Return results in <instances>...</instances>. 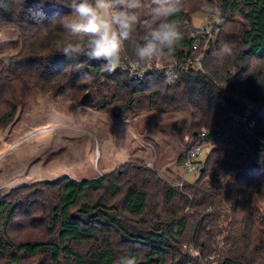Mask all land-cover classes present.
<instances>
[{"label":"trees","instance_id":"16d2710c","mask_svg":"<svg viewBox=\"0 0 264 264\" xmlns=\"http://www.w3.org/2000/svg\"><path fill=\"white\" fill-rule=\"evenodd\" d=\"M186 1L175 17L183 39L164 64L194 55L191 15L200 12L202 0L188 7ZM203 1L218 7L222 19L207 41L203 71L176 69L167 84L162 69L136 81L120 68L102 72L103 61H73L55 52L57 41L70 39L58 21L71 14L68 0H0V28L14 25L22 41L15 57L0 65V127L34 89L112 116L186 113L191 141L178 163L203 128L225 127L207 140L197 178L181 187L131 161L115 173L15 187L0 200V253L14 263L45 253L50 264H117L123 254L135 255L138 264H201L208 255L218 264H264V0ZM144 3L141 15L153 6ZM133 35L142 41L146 31L138 26ZM221 42L234 45L223 62L212 55ZM75 62L83 63L80 70ZM235 89L256 103L254 135L231 123L229 114L240 111L230 96ZM38 207L46 213L49 238L14 243L15 219Z\"/></svg>","mask_w":264,"mask_h":264},{"label":"rangeland","instance_id":"374dc122","mask_svg":"<svg viewBox=\"0 0 264 264\" xmlns=\"http://www.w3.org/2000/svg\"><path fill=\"white\" fill-rule=\"evenodd\" d=\"M193 1L187 0L184 5L190 6ZM199 4L200 12L191 15L194 29L206 24V14L216 15L215 9H219L203 0ZM214 21L210 26L217 31L222 19ZM21 47L18 28L11 24L2 26L0 65L8 63ZM187 122L188 116L182 112L146 110L135 115L112 116L56 97L49 91L34 89L17 107L12 119L0 127V200L17 186L63 176L80 180L115 173L129 161L145 167L146 163H152L148 168L171 184L182 177L192 182L198 172H185L177 162L190 143ZM210 146V142L201 146L199 160L205 158ZM169 170L177 177L174 174L169 177ZM45 217L39 207L18 216L11 228L14 243L47 240ZM218 247H222L220 238ZM60 262L64 264L62 259ZM0 264L50 263L45 253L21 256L16 263L0 253Z\"/></svg>","mask_w":264,"mask_h":264},{"label":"clouds","instance_id":"9594fccd","mask_svg":"<svg viewBox=\"0 0 264 264\" xmlns=\"http://www.w3.org/2000/svg\"><path fill=\"white\" fill-rule=\"evenodd\" d=\"M152 4L150 10L141 15L144 0H68L65 6L71 9V14L58 21L70 39L57 41L55 52L73 61L80 56L103 61L101 71L108 74L115 73L125 60L133 71L147 63L159 66L183 39L184 34L175 19L183 10V2L152 0ZM138 26L146 31L142 41H137L133 35ZM129 49L131 57L127 55ZM233 54L234 45L230 42H221L212 53L220 62ZM82 65L75 62L76 70ZM166 82H170V77ZM117 264H138V260L135 255L123 254Z\"/></svg>","mask_w":264,"mask_h":264},{"label":"built area","instance_id":"2783aa9c","mask_svg":"<svg viewBox=\"0 0 264 264\" xmlns=\"http://www.w3.org/2000/svg\"><path fill=\"white\" fill-rule=\"evenodd\" d=\"M219 14V9H215ZM213 15L212 13L206 14L205 17L207 19L206 24L200 28L194 29L191 33V38L193 39L192 50L194 51V55L192 57L187 58L182 63H170L164 64L161 62L159 66L153 63H147L141 65L138 70H131L129 68L127 60L122 61L121 66L119 67L122 71L126 72L130 78L141 81L144 76L149 71H155L162 69L165 77V81L167 77H170V82H166L167 84H171L176 77V69H184V70H195V71H203L202 60L206 51V45L208 39L212 38L214 30L210 26L212 23H215L214 20H218V14ZM214 17H218L215 19ZM221 18V17H220ZM205 39L207 41L205 42ZM232 100L239 105L240 111L238 113H230L229 118L231 119V123L234 127H243L245 134L248 136L254 135V127H255V109L256 103L250 100L247 96L240 93L238 89L233 90L230 93ZM225 127L223 125H215L211 128H203L199 132L198 139L196 141V145L190 149L187 153L185 159L182 161L181 166L185 172H191L197 170L198 164L197 160L201 154V146L204 143L210 142L207 141L210 138H214L218 136L221 131ZM191 141V140H190ZM193 141V140H192ZM147 167H152V163H146ZM174 186L181 187L183 184V177L178 181L172 183ZM187 249L188 253L191 255H198V252L192 246L182 245ZM201 264H218L217 257L215 255H208L203 258Z\"/></svg>","mask_w":264,"mask_h":264},{"label":"crops","instance_id":"0c3cea01","mask_svg":"<svg viewBox=\"0 0 264 264\" xmlns=\"http://www.w3.org/2000/svg\"><path fill=\"white\" fill-rule=\"evenodd\" d=\"M168 172L171 173L170 175L168 174L169 177L173 176V174H174L173 171H170V170H169ZM175 176L177 177V174H174V177H175Z\"/></svg>","mask_w":264,"mask_h":264},{"label":"water","instance_id":"95a60500","mask_svg":"<svg viewBox=\"0 0 264 264\" xmlns=\"http://www.w3.org/2000/svg\"><path fill=\"white\" fill-rule=\"evenodd\" d=\"M26 1H31V0H26Z\"/></svg>","mask_w":264,"mask_h":264}]
</instances>
